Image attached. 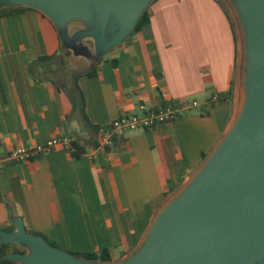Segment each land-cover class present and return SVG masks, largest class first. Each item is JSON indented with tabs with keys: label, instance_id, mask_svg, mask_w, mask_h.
<instances>
[{
	"label": "crops",
	"instance_id": "obj_1",
	"mask_svg": "<svg viewBox=\"0 0 264 264\" xmlns=\"http://www.w3.org/2000/svg\"><path fill=\"white\" fill-rule=\"evenodd\" d=\"M146 11L147 23L92 64L63 51L38 9L0 16V156L73 140L0 169V227L14 229L20 217L55 247L106 249L110 262L120 261L226 134L244 88L233 8L225 0H151ZM164 103L180 108L175 119L100 144L115 117Z\"/></svg>",
	"mask_w": 264,
	"mask_h": 264
},
{
	"label": "water",
	"instance_id": "obj_2",
	"mask_svg": "<svg viewBox=\"0 0 264 264\" xmlns=\"http://www.w3.org/2000/svg\"><path fill=\"white\" fill-rule=\"evenodd\" d=\"M151 0H0L46 15L66 44V25L80 19L82 35L100 54L121 43ZM241 23L244 88L239 112L192 178L160 208L138 248L117 262L92 261L27 232L23 219L0 228V244L25 253L22 264H264V0H230Z\"/></svg>",
	"mask_w": 264,
	"mask_h": 264
},
{
	"label": "built area",
	"instance_id": "obj_3",
	"mask_svg": "<svg viewBox=\"0 0 264 264\" xmlns=\"http://www.w3.org/2000/svg\"><path fill=\"white\" fill-rule=\"evenodd\" d=\"M193 104H196V102H193ZM140 110L139 113L119 115L112 119L109 128L100 130V144L102 146L111 144L115 136L127 130L152 129L158 123L175 119L180 113V108L171 103L149 108L141 105ZM72 141L70 137L50 138L35 146L13 149L0 156V169L7 163L26 161L57 146L72 148Z\"/></svg>",
	"mask_w": 264,
	"mask_h": 264
},
{
	"label": "rangeland",
	"instance_id": "obj_4",
	"mask_svg": "<svg viewBox=\"0 0 264 264\" xmlns=\"http://www.w3.org/2000/svg\"><path fill=\"white\" fill-rule=\"evenodd\" d=\"M230 4V0H225ZM1 7L9 6L8 4L0 5ZM234 26L236 29H242L239 17L235 13ZM88 25L80 19H75L67 24L66 29V44H64L63 51L67 49L69 51V56L74 58L76 56L82 57L89 64L96 62L101 59L106 53L100 54L95 47V39L90 35H81L80 32L85 31ZM2 229L10 230L12 226L1 227ZM15 247L21 249L25 252L28 251V248L23 244H15Z\"/></svg>",
	"mask_w": 264,
	"mask_h": 264
},
{
	"label": "trees",
	"instance_id": "obj_5",
	"mask_svg": "<svg viewBox=\"0 0 264 264\" xmlns=\"http://www.w3.org/2000/svg\"><path fill=\"white\" fill-rule=\"evenodd\" d=\"M23 8H27L26 6H21V5H9V6H5V7H0V16L7 14V13H11L14 11H18L20 9ZM148 22V15H147V11L146 8L143 10V12L141 13L135 27L133 28L132 31L138 30L142 25H144L145 23ZM84 121L88 123V121L86 120V118L84 117ZM75 143V142H74ZM116 143V142H115ZM74 155H78L77 152H73ZM0 200H3L1 194H0ZM17 217V216H15ZM13 217V218H15ZM1 228V227H0ZM27 232L30 233H34L36 235H40L43 236L41 233L26 229ZM47 241V240H46ZM50 245H52L49 241H47ZM16 243H2L0 244V262H12L15 260H9V259H5L3 258V255H5L6 253L9 252H20V253H25V251L18 249L17 247H15ZM74 256L79 257V258H83V259H87V260H92V261H100V262H110V256L107 252L106 249H103L100 253L98 252H85V253H72Z\"/></svg>",
	"mask_w": 264,
	"mask_h": 264
},
{
	"label": "flooded vegetation",
	"instance_id": "obj_6",
	"mask_svg": "<svg viewBox=\"0 0 264 264\" xmlns=\"http://www.w3.org/2000/svg\"><path fill=\"white\" fill-rule=\"evenodd\" d=\"M1 7V6H0Z\"/></svg>",
	"mask_w": 264,
	"mask_h": 264
}]
</instances>
